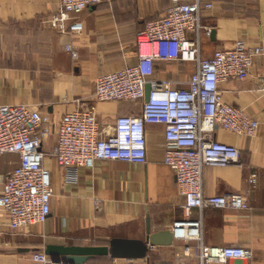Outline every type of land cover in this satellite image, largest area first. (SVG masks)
I'll list each match as a JSON object with an SVG mask.
<instances>
[{
	"label": "crops",
	"instance_id": "1",
	"mask_svg": "<svg viewBox=\"0 0 264 264\" xmlns=\"http://www.w3.org/2000/svg\"><path fill=\"white\" fill-rule=\"evenodd\" d=\"M204 1L214 6L201 11V58L238 40L264 49V0ZM169 4L170 0H104L71 14L69 23H83L76 33L57 31L47 22L60 10V0H0V104H26L50 115L53 130L43 145L48 156L64 113L94 106L100 119L110 123L120 115L140 112L137 103L97 100L95 81L137 61V33ZM67 45L76 50V59ZM196 68L195 63L157 61L154 78L184 88ZM219 87L223 100L257 119L259 128L253 136L216 133L217 140L240 149L241 161L205 166L202 192L245 193L250 208L194 209L193 217L202 219L205 246L249 248L253 264H264V51L254 58L247 78L227 79ZM146 135V163L98 160L81 170L75 184L64 181L53 156L46 159L54 188L52 212L44 223L14 230L9 215L0 209V264H40L32 255L45 252L47 245H110L114 239L147 244L148 224L151 233L172 231L183 217L184 197L164 162L165 126L148 124ZM18 163L17 154H0V190ZM254 172L258 183L252 188L249 177ZM147 246L144 257L108 255L86 264H129L133 259L136 264H175L179 254L194 253L198 242L174 237L171 245Z\"/></svg>",
	"mask_w": 264,
	"mask_h": 264
},
{
	"label": "built area",
	"instance_id": "2",
	"mask_svg": "<svg viewBox=\"0 0 264 264\" xmlns=\"http://www.w3.org/2000/svg\"><path fill=\"white\" fill-rule=\"evenodd\" d=\"M104 0H60V10L47 22L57 31L80 33L81 21L71 20ZM204 0H170L161 15L149 20L136 35L137 61L120 70L96 78L95 97L99 101H129L140 105L138 113L120 115L104 123L93 107L64 113L52 150L64 181L79 182L81 170L98 160L147 162L148 124L165 126L164 162L174 172L184 197L183 217L172 226L174 237L198 242L194 253L178 255L175 264H253V251L240 246L208 247L203 244L202 219L194 209L250 208L245 193L204 196L202 176L205 166H227L241 161L240 149L217 140L219 130L240 136H253L259 121L242 108L226 103L219 87L227 79H245L255 57L263 47L250 48L238 40L230 48L218 49L210 58H201V11L213 8ZM66 50L76 59L72 45ZM195 63L196 71L184 88L168 80L154 78L156 62ZM151 85L146 100V86ZM49 114L26 104H0V154H17L19 163L9 173L0 190V209L7 212L14 230L44 223L52 212L54 188L46 167L43 145L51 136ZM251 187L258 183L257 173L249 177ZM32 258L40 264L54 262L44 251ZM241 262V263H238ZM129 264H136L133 259Z\"/></svg>",
	"mask_w": 264,
	"mask_h": 264
},
{
	"label": "water",
	"instance_id": "3",
	"mask_svg": "<svg viewBox=\"0 0 264 264\" xmlns=\"http://www.w3.org/2000/svg\"><path fill=\"white\" fill-rule=\"evenodd\" d=\"M151 85L146 86V100L149 99ZM149 221V220H148ZM174 240V233L169 230H160L151 233L148 224V235L146 242L148 245H171ZM147 244L138 241L114 239L110 245H47L45 253L51 257L54 262L63 264H86L89 260L100 256H131L144 257L147 253Z\"/></svg>",
	"mask_w": 264,
	"mask_h": 264
},
{
	"label": "rangeland",
	"instance_id": "4",
	"mask_svg": "<svg viewBox=\"0 0 264 264\" xmlns=\"http://www.w3.org/2000/svg\"><path fill=\"white\" fill-rule=\"evenodd\" d=\"M52 123H53V121H52ZM50 158L52 159V155L51 156L46 155V159H50ZM55 163H57V162L55 161Z\"/></svg>",
	"mask_w": 264,
	"mask_h": 264
},
{
	"label": "trees",
	"instance_id": "5",
	"mask_svg": "<svg viewBox=\"0 0 264 264\" xmlns=\"http://www.w3.org/2000/svg\"><path fill=\"white\" fill-rule=\"evenodd\" d=\"M96 258V257H95ZM94 259V258H93ZM92 260V259H91Z\"/></svg>",
	"mask_w": 264,
	"mask_h": 264
}]
</instances>
